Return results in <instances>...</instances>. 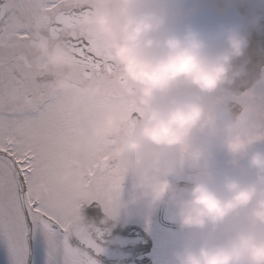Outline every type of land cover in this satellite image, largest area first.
I'll return each instance as SVG.
<instances>
[{
	"label": "clouds",
	"instance_id": "clouds-1",
	"mask_svg": "<svg viewBox=\"0 0 264 264\" xmlns=\"http://www.w3.org/2000/svg\"><path fill=\"white\" fill-rule=\"evenodd\" d=\"M261 18L251 9L210 12L204 0H84L74 29L105 47L142 111L127 127L115 105L78 125L74 159L48 175L70 229L85 227L102 248H118L117 227L162 213L173 226L164 264H264V108L259 97L243 99L248 90H233ZM30 42L59 96L92 98L109 87L82 80L62 37L33 29ZM106 137L104 163L123 177L101 202L87 172L93 142ZM92 202L98 220L84 214Z\"/></svg>",
	"mask_w": 264,
	"mask_h": 264
},
{
	"label": "snow or ice",
	"instance_id": "snow-or-ice-1",
	"mask_svg": "<svg viewBox=\"0 0 264 264\" xmlns=\"http://www.w3.org/2000/svg\"><path fill=\"white\" fill-rule=\"evenodd\" d=\"M83 7L84 0H0V235L13 264H24L29 225L45 234L51 264H57V257L59 264H96L92 253L103 251L98 234L69 228L59 208L62 194L56 192L53 199L48 175L71 164V138L83 120L94 122L103 109L115 105L127 127L142 111L108 63L105 47L91 33L74 29ZM33 29L62 37L84 69L82 80H108L106 91L92 98L55 93L47 69L32 51ZM249 97H259L264 108V73L244 93L243 99ZM258 126L264 130V115ZM112 139L93 142L87 172L101 202L110 199L123 177L122 169L104 163Z\"/></svg>",
	"mask_w": 264,
	"mask_h": 264
},
{
	"label": "water",
	"instance_id": "water-1",
	"mask_svg": "<svg viewBox=\"0 0 264 264\" xmlns=\"http://www.w3.org/2000/svg\"><path fill=\"white\" fill-rule=\"evenodd\" d=\"M206 8L210 12H225L228 14H234L239 12L241 14H247L249 10H254L248 7L243 0H204ZM256 13L261 15L260 26L253 28L249 32V45L246 49L245 57L246 61V75L242 77L234 85L233 90L240 92L243 88L247 87L258 75L260 66L264 63V17L261 13L254 10ZM240 63V61H237ZM99 217L93 218L98 220ZM113 236H119L125 243L123 246L129 247L133 243L134 233L132 230H126L124 228L117 227L113 231ZM139 238H135L137 244ZM144 240V239H142ZM122 246V247H123ZM102 248V246H100ZM112 251V253H111ZM93 259L96 263L109 262V259L116 257L115 262L112 264H121L127 260V253L123 252L121 247L112 246L111 248H103L100 253H92Z\"/></svg>",
	"mask_w": 264,
	"mask_h": 264
},
{
	"label": "flooded vegetation",
	"instance_id": "flooded-vegetation-1",
	"mask_svg": "<svg viewBox=\"0 0 264 264\" xmlns=\"http://www.w3.org/2000/svg\"><path fill=\"white\" fill-rule=\"evenodd\" d=\"M262 73H264V66L262 67L259 78L261 77ZM251 87L252 86H250L249 88ZM249 88H246L243 91L248 90ZM87 206L95 207L96 203L92 202ZM128 224L138 225L150 239V247L147 253L135 256L134 261H141V259L144 258L146 259V261H148V264H164L166 259L168 237L173 226L167 223V221L164 219L163 214L157 213L151 218V220L148 221L144 220L142 216L136 215L129 221ZM33 234L35 236L31 239V258L27 262L26 250L24 264H51V262L48 260L47 255L45 234L41 231H38L36 227L34 228ZM59 259L60 258L57 257V264H59ZM0 264H13L7 242L2 235H0ZM128 264L134 263L133 261H130Z\"/></svg>",
	"mask_w": 264,
	"mask_h": 264
},
{
	"label": "rangeland",
	"instance_id": "rangeland-1",
	"mask_svg": "<svg viewBox=\"0 0 264 264\" xmlns=\"http://www.w3.org/2000/svg\"><path fill=\"white\" fill-rule=\"evenodd\" d=\"M263 3H264V0H263ZM262 9L264 10V8L262 7Z\"/></svg>",
	"mask_w": 264,
	"mask_h": 264
}]
</instances>
